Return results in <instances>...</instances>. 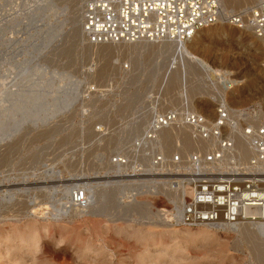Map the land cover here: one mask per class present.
Segmentation results:
<instances>
[{"label":"rangeland","instance_id":"1","mask_svg":"<svg viewBox=\"0 0 264 264\" xmlns=\"http://www.w3.org/2000/svg\"><path fill=\"white\" fill-rule=\"evenodd\" d=\"M83 5L0 0V264H264V247L235 229L157 215L176 205L168 162L193 152H181L186 131L135 146L157 114L211 122L223 97L264 109V41L222 26L182 54L164 42L89 46ZM75 190L89 210L70 203Z\"/></svg>","mask_w":264,"mask_h":264},{"label":"built area","instance_id":"2","mask_svg":"<svg viewBox=\"0 0 264 264\" xmlns=\"http://www.w3.org/2000/svg\"><path fill=\"white\" fill-rule=\"evenodd\" d=\"M216 25L264 40V0L237 12L223 11L219 0H84L81 31L89 46L182 43ZM213 103L211 122L188 109L155 115L144 139L135 144L154 141L151 129L182 125L192 140L206 143L205 149L168 162L176 177L171 190L184 186L189 192L180 205L157 210L171 228L219 233L244 223L264 224V109L258 103L231 107L225 97ZM237 141L249 151L248 158L241 159ZM164 164L162 156L155 157L153 165ZM82 193L71 195L73 206H84Z\"/></svg>","mask_w":264,"mask_h":264},{"label":"bare ground","instance_id":"3","mask_svg":"<svg viewBox=\"0 0 264 264\" xmlns=\"http://www.w3.org/2000/svg\"><path fill=\"white\" fill-rule=\"evenodd\" d=\"M258 1L259 0H219L223 11H229V12H237L239 10H242L240 8H243V7H244L243 9L249 8V7L253 6L255 3H257ZM246 6H248V7H246ZM237 9H239V10H237ZM222 26L223 25H216V26L210 27V28H208V31L209 30L211 31V29H219L220 30L222 28ZM202 31H207V29L202 30ZM200 32L196 33L192 40H195V37H197V35ZM252 36L255 39L259 40V41H264L262 39L256 38L254 35H252ZM192 40L186 41V42H182V43H177V42H166L165 43L164 42V46L166 44L165 50L168 51V49L173 48L175 53H181V54L182 53H188L187 48H186V44L191 42ZM141 43L143 45L146 44L145 42H140V44ZM137 44L139 45V43H137ZM137 44H133V45H137ZM153 44H155V43H153ZM153 44L148 43V45H151V46ZM156 44H159V43H156ZM163 53H164V51H163ZM257 91H259V90H257ZM223 99H224V97L223 98H219L218 99V103H220ZM172 130L176 131V132L186 131V132H183L182 133L183 136H181V137H183V139H182L183 140V146L181 145L180 148H181V152H183V153H185L187 151L192 152V151L198 150V149L202 150V149H205L207 147L206 143H202V142H198V141L192 140L191 137H190L189 128H187L186 126H183V125L182 126H178V127L163 128L161 130L151 129L150 130L151 133L154 134L153 138L154 139L156 138V143H154V146L156 148H157V146H165L164 143L166 142V139H168L167 138L168 136H167L166 133H162V132H164V131H172ZM157 149H159V148H157ZM174 149H175V145H174ZM237 150L239 151V154H240V157H241L242 160L248 158L249 155H250V153L247 150V148L242 143H240L239 141H237ZM187 153H189V152H187ZM180 155H181V153H180ZM120 164H122V163L118 162V165H120ZM86 193H89V192H86ZM176 194L177 195H175L174 197L172 196L171 198H172L173 201H177L176 202V206H177V205H180L183 202V199H185L184 195L186 194V188H184V186H181L177 190ZM83 197L85 199V194L84 193H83ZM92 206L90 205L89 202H86V200H85L84 206L81 207L82 208L81 210L86 209V208H87L86 210H89ZM244 224H248V225L241 224L235 229V231L239 232L240 236L245 241L250 242L252 244H255L256 246L258 245L259 247H264V224H261V223H244Z\"/></svg>","mask_w":264,"mask_h":264}]
</instances>
